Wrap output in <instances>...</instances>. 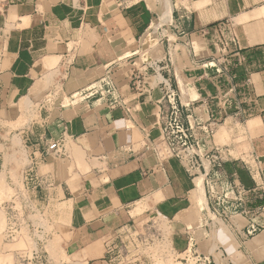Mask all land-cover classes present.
Segmentation results:
<instances>
[{
	"label": "crops",
	"instance_id": "1",
	"mask_svg": "<svg viewBox=\"0 0 264 264\" xmlns=\"http://www.w3.org/2000/svg\"><path fill=\"white\" fill-rule=\"evenodd\" d=\"M176 3L167 25L174 39L162 41L153 68L139 56L159 16L147 0H0V114L44 77L56 76L59 89L50 90L56 103L42 105L23 132L36 164L29 186L46 197V220L64 224L66 249L81 262L108 264L107 236L142 213L158 212L171 220L180 257L195 249L216 264H264V209L213 222L212 175L193 174L157 147L163 93L160 86L141 92L133 81L144 76L147 86L170 78L185 103L183 120L197 135L198 123L216 118L223 170L251 192L247 207L264 206V0ZM224 41L246 57H232L235 88L220 85L217 68L209 66ZM105 76L118 87L115 105L110 96H84ZM238 110L246 115L236 117ZM63 136L66 153L46 155L47 145ZM252 227L256 232L248 234Z\"/></svg>",
	"mask_w": 264,
	"mask_h": 264
},
{
	"label": "built area",
	"instance_id": "2",
	"mask_svg": "<svg viewBox=\"0 0 264 264\" xmlns=\"http://www.w3.org/2000/svg\"><path fill=\"white\" fill-rule=\"evenodd\" d=\"M224 44L223 50L211 57L209 66L217 68V72L222 78L220 85L229 84L235 88L232 57L237 55L238 62L245 61L246 57L238 55L239 52L233 50L229 43L224 41ZM133 79L137 89L141 92H149L153 87L160 86L163 93L161 101V140L157 147H165L167 155L177 157L193 174L200 175L204 173L207 177L212 175L213 178L208 183V188L211 196L216 199V204L211 207L210 212L216 217L219 216L225 221L226 219L230 221L236 214L250 215L258 210H263V205H254L253 208L247 207V203H254L251 202V192L240 183L231 181L229 174L223 170V155L214 144V136L219 125L218 120L212 118L205 124L198 123L197 125L201 128V135H197L194 127L187 125L183 120L185 103L182 94L174 87L170 78H161L159 82L147 86L144 82V76L134 75ZM117 90L118 87L114 80L105 76L98 86L88 89L84 96L88 99L95 98L98 95L100 97L110 96L112 99L110 104L115 105L118 103L115 96ZM241 114L243 117L246 115L238 110L235 116L240 118ZM65 143L66 137L63 136L61 139L49 143L44 153L46 155H63L66 153ZM35 168V162L31 161L29 173L26 177L27 181L24 185L26 192L15 196V198L21 197V202L13 199L5 206L9 215L10 231H17L21 228L24 222H22L23 218H21L22 215L20 216L19 210L26 211L29 229L32 227L33 232L39 231L43 235V238L37 236L38 240L41 241V248L33 249L31 260L37 259L38 264H50L51 254L46 248V243L52 237L50 232L52 230H49V226L46 224H35L34 219L30 218L37 212L41 214L46 198L35 192L36 187L29 186L34 181ZM18 204H20V208ZM159 217L161 219L166 218L158 212H145L139 216V220L132 219V221L121 225L113 233H110L104 241L103 260L107 261L108 264H151L150 261L155 259L154 256H158L159 259L164 261L173 257L176 264H187L190 258L194 259L196 264H216L211 256L199 254L195 249L187 251L185 256L180 257V254L171 243V232L170 235L168 234L171 230V224L168 223V227L164 229V227H161L164 219L160 220ZM255 232L256 228L252 227L248 234H254ZM33 234L35 236V233Z\"/></svg>",
	"mask_w": 264,
	"mask_h": 264
},
{
	"label": "rangeland",
	"instance_id": "3",
	"mask_svg": "<svg viewBox=\"0 0 264 264\" xmlns=\"http://www.w3.org/2000/svg\"><path fill=\"white\" fill-rule=\"evenodd\" d=\"M147 1L151 7L158 12L159 16L156 17L150 25L145 35L147 37L144 41L145 48L147 49H143L142 41L141 55L139 56L142 57V61H147V63L155 68V63L158 62L162 56L160 50L162 49V41L166 38L171 40L174 39L172 36L173 33L167 29V25L171 22L170 19L173 14V9L177 4L176 1L179 2L180 0H170L169 3H167L166 10L161 7L163 0ZM153 70L149 72H153ZM53 79L56 80V76L53 77ZM55 80L51 79L50 81V76H47L38 82L39 89L36 91V96L33 98L32 104L28 109H22L19 100L11 109L4 110L0 114V258H6L8 264H38L37 259H33L34 261L31 259L33 249L41 248V241L38 240L37 236L43 238L42 233L39 231L33 232L32 227L29 229L26 220V211L22 209L19 210V213L20 216L22 215L21 218H23L22 222L24 223L17 231H10L9 215L5 205L13 199L17 202H21V197L15 198V196L26 192L24 185L27 181L26 177L27 173H29L31 161L28 157L29 150L24 141L23 132L28 125L36 122L40 118V108L42 105L50 107L52 102L56 103L58 96L52 94V92L56 91L57 93L60 84H57ZM52 88L55 90L50 91ZM206 163L208 162L206 161ZM18 207L20 208V204H18ZM143 208L144 205H137L132 211V214L134 216L140 214ZM42 211L41 214L44 216L37 212L33 216H30V218L34 219L35 224H46L49 226L48 229L52 230L50 231L52 237L46 243V248L51 254L50 264H87L77 260L75 255H71L66 249L67 235L63 227L64 224L60 227L55 225L54 222L50 224L45 218L49 211H46L47 215H45L44 209H42ZM209 216L213 219V222L217 220L221 223L224 221L227 224V219L225 221V219L223 220L219 216L215 217L211 212H209ZM159 218L160 220L164 219L161 224V227H164V229L171 224L170 219L168 220L163 217V219H161V217ZM139 219V217H136L135 220L137 221ZM62 221L66 223L65 217ZM217 227L218 226H216V228ZM170 232L171 230L168 233L169 235ZM33 233H35V236ZM182 256H185V254ZM154 258L157 264H176L173 257L166 259V261L159 259L158 256H154ZM187 264L196 263L195 260L190 258Z\"/></svg>",
	"mask_w": 264,
	"mask_h": 264
},
{
	"label": "bare ground",
	"instance_id": "4",
	"mask_svg": "<svg viewBox=\"0 0 264 264\" xmlns=\"http://www.w3.org/2000/svg\"><path fill=\"white\" fill-rule=\"evenodd\" d=\"M170 0H163V3H162V9L166 10L167 8V3H169ZM147 49V48H146ZM37 86V87H36ZM36 88H32L31 90V94L27 95V96H24L20 99V103L22 105V109H28L30 107V105L32 104V100L33 98H35L36 96V91L39 89V84L36 83V85L34 86ZM24 150V149H23ZM201 182H203V177L201 178ZM203 187V184L201 183V195H203L204 193V189L202 188ZM204 203V202H203ZM216 217V216H215ZM217 219V218H216ZM4 258V257H3ZM0 258V264H8V260H6V258Z\"/></svg>",
	"mask_w": 264,
	"mask_h": 264
}]
</instances>
